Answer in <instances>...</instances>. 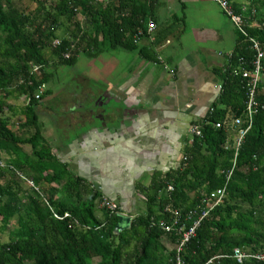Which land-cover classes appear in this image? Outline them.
Segmentation results:
<instances>
[{"label":"trees","instance_id":"obj_1","mask_svg":"<svg viewBox=\"0 0 264 264\" xmlns=\"http://www.w3.org/2000/svg\"><path fill=\"white\" fill-rule=\"evenodd\" d=\"M27 1L35 4L30 14L22 13L15 0H0V111L7 105L2 94L26 98L20 117L9 120L0 115V155L6 153V162L12 166L0 172V232L7 230L8 235L0 239V264H92L94 258L98 259L95 264H174L176 237L159 222L171 223L169 208L183 217L201 202L203 193L225 183L233 163L228 144L232 134L225 122L242 117L245 107L243 81L229 71L238 64L248 66L253 50L247 39L236 32L228 62L217 72L220 94L200 120L201 137L185 146L177 168L157 174L148 186L137 184L146 211L137 214L127 229L115 233L118 214L99 207L101 192L75 176L53 153L52 145L42 138L37 107L49 77L45 72L48 57L72 66L79 52L94 57L107 46L109 50H138L158 63L155 47L161 38L156 27L153 41L146 32L149 20L156 26L158 22L153 0ZM231 2L240 13L246 4ZM248 3L242 14L251 16L255 9L251 19L258 22L247 27L248 34L260 42L264 52V0ZM177 19L166 23L171 37L183 31V18ZM59 29H64L61 38ZM138 29L142 34L134 42ZM258 99L264 106L263 91ZM216 122L223 125L216 127ZM23 145L30 146L28 155ZM17 171L33 185L24 186ZM168 185L173 189L168 191ZM13 218L15 226H11ZM234 248L254 254L264 250V107L255 115L238 151L226 197L201 221L180 256L183 264H204L216 255H226L216 260L218 264H240L227 256ZM241 264L264 261L248 258Z\"/></svg>","mask_w":264,"mask_h":264},{"label":"crops","instance_id":"obj_2","mask_svg":"<svg viewBox=\"0 0 264 264\" xmlns=\"http://www.w3.org/2000/svg\"><path fill=\"white\" fill-rule=\"evenodd\" d=\"M153 3L158 21L153 32L161 38L155 47L158 64L138 50H127L134 62L113 83L86 96L92 106L81 101L70 106L65 120L56 116L61 142L52 146L75 176L89 185L94 182L130 222L140 214V201L146 207L137 184L148 186L157 174L178 167L189 126L218 100L217 72L228 62L237 39L233 24L213 0H167L168 15L159 12V0ZM177 17L183 18V31L171 37L166 23ZM159 56L167 69L159 64ZM101 95L109 101L94 105Z\"/></svg>","mask_w":264,"mask_h":264},{"label":"rangeland","instance_id":"obj_3","mask_svg":"<svg viewBox=\"0 0 264 264\" xmlns=\"http://www.w3.org/2000/svg\"><path fill=\"white\" fill-rule=\"evenodd\" d=\"M15 1L17 2V8L22 13L30 14L35 9V4L29 3L27 0ZM166 1L167 0H159V12L163 10L165 15L166 13L168 15V8L165 6ZM239 1L242 3H248L250 0ZM203 4L205 3H202L201 6H203ZM216 5L219 7L217 3ZM219 9L222 11L220 7ZM201 10L203 9L201 8ZM179 14L180 13L178 12V15ZM224 17L232 25V22L225 14ZM195 21L197 22V19ZM186 26L187 24L185 22V27ZM233 27L235 28V26ZM63 30L64 29H59L57 31L58 38H61L63 35ZM45 53L46 56H49V49H45ZM135 53L136 52L133 51V54ZM132 57L133 55L131 52L127 50L119 48L109 50L107 49V46L104 47V50L100 54L94 57H90L84 52H79L76 58V63L72 66L57 64L51 57H48L45 72L49 77L41 88L44 95L37 107L38 123L44 141L52 146H57V143L61 142L58 138L61 131L56 122V116H62L65 120L69 113L68 110L70 109V106L81 101L86 106H92L89 104L86 96H94L98 91L102 90L103 87H106L108 83H113L119 78L126 70L129 62L133 61ZM159 64L165 69L169 67L165 62V59L161 56H159ZM155 68L160 69L159 65H155ZM2 96L4 97L3 101L7 105L2 111H0V115L9 117V120H14L17 117H20L22 109L26 103L25 96L16 93L9 95L2 94ZM16 127L18 130L21 129L19 125H16ZM25 131H22L20 134L22 136L26 135ZM23 148L27 152V155L31 152L29 145H23ZM7 158L8 155L6 153L0 155V159L4 161L7 160ZM24 182L21 183L24 184V186H29L27 182ZM90 186L93 189H97V185L94 182ZM145 211L146 207L144 201H140L137 213H144ZM95 212L100 215L99 208H96ZM15 219L16 218H13L11 226H15ZM0 236L2 241L6 240L8 237L7 230L0 232ZM97 260V258L91 259V263L95 264Z\"/></svg>","mask_w":264,"mask_h":264},{"label":"built area","instance_id":"obj_4","mask_svg":"<svg viewBox=\"0 0 264 264\" xmlns=\"http://www.w3.org/2000/svg\"><path fill=\"white\" fill-rule=\"evenodd\" d=\"M219 5L223 13L230 19L233 26H235L236 31L240 33L248 41L250 49L253 50L251 58L249 59L248 66L238 64L230 69L229 74L231 76H239L243 81V89L245 93V107L243 110L242 117H234L231 120L225 122L228 129L231 131V142L230 148L233 150V163L231 168L226 173V179L223 186L216 188L215 190L210 191L208 194L203 193L202 199L199 204L194 208L188 210L186 214L182 217L178 210H169L173 213V219L170 224H166L164 221L159 222V226L168 233H173L176 237V257L174 264H183L181 260L180 251L183 246L186 245L190 239L195 236L196 228L199 226L201 221L213 210L216 206L223 202L227 194V184L230 180V177L235 166L236 157L241 145L244 142V138L249 130H251L255 115L258 114L259 110L264 106L259 101L258 95L260 92H264V52L260 46V42L252 36H249L247 27L257 26L258 22L255 19H251V16L256 12L255 9L252 10L251 16L245 17L244 13L246 8L249 7V3H246L241 6V13L236 12L232 6L231 0H213ZM156 25L153 20H149L147 23L146 32L149 35V40H154L153 30ZM142 34V31H138L133 35L134 42L139 41V36ZM55 44L58 43V40L54 41ZM40 68V65L34 66L33 70L36 71ZM221 89V85H219ZM222 122H216L215 126H222ZM202 122L199 120L192 123L189 126V139L187 145H190L195 137H201L202 135ZM185 159V157H183ZM12 169V166L7 164L4 160L0 159V172L4 169ZM16 177L20 180L27 182L29 185H33L31 181L26 179V177L21 172H16ZM168 191L172 190L171 185L167 186ZM101 205L106 207L109 210L116 211L117 205L115 202L110 199L103 197ZM190 221V225H187V222ZM226 255H216L208 259L204 264H218L216 260L220 257ZM231 258H234L237 263H243L248 258H255L258 260L264 261V250L260 253H248L240 248H234L231 255H227Z\"/></svg>","mask_w":264,"mask_h":264},{"label":"water","instance_id":"obj_5","mask_svg":"<svg viewBox=\"0 0 264 264\" xmlns=\"http://www.w3.org/2000/svg\"><path fill=\"white\" fill-rule=\"evenodd\" d=\"M104 95H101L98 99L101 100V98H104ZM109 101V98L105 100V103ZM101 104V103H100ZM131 217L126 214H118V222L116 223L114 227V232H120L124 229H127L130 225Z\"/></svg>","mask_w":264,"mask_h":264},{"label":"flooded vegetation","instance_id":"obj_6","mask_svg":"<svg viewBox=\"0 0 264 264\" xmlns=\"http://www.w3.org/2000/svg\"><path fill=\"white\" fill-rule=\"evenodd\" d=\"M108 98V96H105L104 98H101V100H99L98 98L94 101V105H97V104H103V105H105L106 103H105V100Z\"/></svg>","mask_w":264,"mask_h":264},{"label":"clouds","instance_id":"obj_7","mask_svg":"<svg viewBox=\"0 0 264 264\" xmlns=\"http://www.w3.org/2000/svg\"><path fill=\"white\" fill-rule=\"evenodd\" d=\"M41 90H42V89H41ZM25 100H26V99H25ZM5 162H6V160H5ZM23 175H24V174H23ZM103 197H106V198L110 199V198L107 197V196H102V197H101V201H102V198H103ZM110 200H111V199H110ZM111 201H112V200H111ZM113 202H114V201H113ZM116 205H117V204H116ZM100 206H102V205H101V202H100ZM116 213H117V214H120V213L118 212V206H117V209H116Z\"/></svg>","mask_w":264,"mask_h":264}]
</instances>
